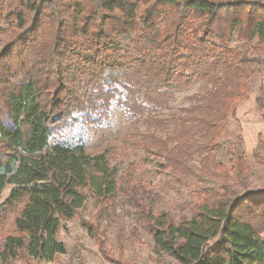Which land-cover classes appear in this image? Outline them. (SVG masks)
I'll list each match as a JSON object with an SVG mask.
<instances>
[{"label": "trees", "instance_id": "1", "mask_svg": "<svg viewBox=\"0 0 264 264\" xmlns=\"http://www.w3.org/2000/svg\"><path fill=\"white\" fill-rule=\"evenodd\" d=\"M0 33V190L13 186L3 205L17 212L0 264L63 254L60 221L77 215L88 193L98 221L121 196L137 227L179 264H264V190L238 195L230 181L243 156L227 168L214 155L256 62L229 46L231 36L262 50L264 68V0H0ZM195 81L204 92L173 110L175 93ZM256 102L264 112V99ZM112 105L144 127L120 145L158 158L191 186L187 215L155 213L150 194L136 193L137 167L119 175L111 165L112 140L94 151L81 139L57 140L77 114ZM170 125V136L158 135Z\"/></svg>", "mask_w": 264, "mask_h": 264}, {"label": "rangeland", "instance_id": "2", "mask_svg": "<svg viewBox=\"0 0 264 264\" xmlns=\"http://www.w3.org/2000/svg\"><path fill=\"white\" fill-rule=\"evenodd\" d=\"M4 35L0 33V37ZM122 42L125 43L124 40ZM252 42L257 44L258 39L254 38ZM229 46L247 52L256 60L249 67L251 72L245 96L223 124L214 153L216 161L227 168L232 166L236 153L243 156L244 167L239 179L230 181L231 189L241 195L245 190H264V112L256 102L259 96L264 99V68L261 64L263 51L242 44L234 35L230 38ZM203 85L202 81H195L186 89L176 92L171 108L175 110L188 106L191 103L190 96L204 92ZM76 116L74 125L58 135L57 140L75 143L81 139L89 151L112 140L111 165H117L119 175H124L132 165L137 167L132 175L136 193L139 196L144 192L150 194L155 203V213L169 211L175 220L188 214L187 206L193 198L191 186L176 182L162 168V161L158 158L146 155L141 149H135L134 145H120L118 142L123 134L132 133L135 129L143 130V126H133L127 113L114 105L102 113ZM166 119L172 120L170 115ZM173 129V125H170L168 129L159 130L158 135L170 136ZM199 161L200 158L196 156L191 163L199 168ZM12 187L6 185L0 190V251L4 239L15 233L13 219L17 212L3 205ZM86 198L84 208L77 215L60 221L56 241L63 244V254L55 255L45 262L28 261L21 255L8 264H179L159 251L149 234L137 227L135 211L121 202V196L116 206L109 208L106 219L99 221L96 219L99 211L97 201L91 193Z\"/></svg>", "mask_w": 264, "mask_h": 264}]
</instances>
